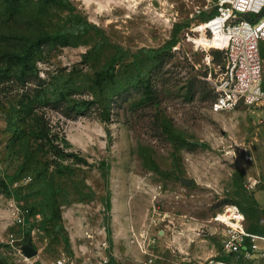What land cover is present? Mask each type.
Wrapping results in <instances>:
<instances>
[{
  "label": "rangeland",
  "instance_id": "rangeland-1",
  "mask_svg": "<svg viewBox=\"0 0 264 264\" xmlns=\"http://www.w3.org/2000/svg\"><path fill=\"white\" fill-rule=\"evenodd\" d=\"M215 12L0 0V264H85L104 240L108 264H197L222 252L227 204L264 203V107L211 110Z\"/></svg>",
  "mask_w": 264,
  "mask_h": 264
},
{
  "label": "built area",
  "instance_id": "built-area-1",
  "mask_svg": "<svg viewBox=\"0 0 264 264\" xmlns=\"http://www.w3.org/2000/svg\"><path fill=\"white\" fill-rule=\"evenodd\" d=\"M213 2L217 12L202 24L199 35L215 38L218 32L219 37L211 44L197 42L202 49L213 48L222 53L221 62L215 65V75L207 77L213 92L211 110L220 112L239 105L264 107V58L260 52V42L264 40V0ZM214 219L224 225L222 255L209 256L197 264H242L238 262L240 257L264 264V250L256 243L264 236L247 230L245 213L239 205L227 204ZM106 249L107 242L101 241L96 258L85 264H108ZM75 260L64 255L59 264H75Z\"/></svg>",
  "mask_w": 264,
  "mask_h": 264
},
{
  "label": "crops",
  "instance_id": "crops-1",
  "mask_svg": "<svg viewBox=\"0 0 264 264\" xmlns=\"http://www.w3.org/2000/svg\"><path fill=\"white\" fill-rule=\"evenodd\" d=\"M260 52H261L262 57L264 58V51L262 50L261 47H260ZM244 213L246 217L245 226L247 230L254 234L264 236V203H262V201L260 200L259 203L255 207H249L245 209ZM256 243L258 244L259 249L264 250V240H261V239L256 240ZM211 254L212 255H222L221 252L215 253L214 251ZM256 255H257V251L254 252V257ZM238 262L242 264H255L256 260L254 259L251 260V259H246L244 257H240L238 259Z\"/></svg>",
  "mask_w": 264,
  "mask_h": 264
},
{
  "label": "trees",
  "instance_id": "trees-1",
  "mask_svg": "<svg viewBox=\"0 0 264 264\" xmlns=\"http://www.w3.org/2000/svg\"><path fill=\"white\" fill-rule=\"evenodd\" d=\"M46 2L48 3H52V4H55V3H58V0H45ZM216 14V12L214 13V15ZM212 15V16H214ZM59 38L55 37V36H49V35H45L44 37H41L38 39V41L34 44H36V46H40V44H43V43H49V44H56L58 42ZM41 42V43H39ZM27 51L25 50L24 52H22L21 54H15L14 57L17 59L18 63H21L22 66H25L27 64L26 62V59H27ZM217 55H220V53H218ZM18 79H23V75L22 73L20 75H18ZM211 93H212V97H213V92H212V89H211ZM54 146V145H52ZM57 147V150L58 151H61L62 149L58 148V146H55ZM111 263V261H110Z\"/></svg>",
  "mask_w": 264,
  "mask_h": 264
},
{
  "label": "water",
  "instance_id": "water-1",
  "mask_svg": "<svg viewBox=\"0 0 264 264\" xmlns=\"http://www.w3.org/2000/svg\"><path fill=\"white\" fill-rule=\"evenodd\" d=\"M181 180L186 184H191V179L181 177ZM22 251L26 257H33L37 254V250L34 248L31 241H28L22 246Z\"/></svg>",
  "mask_w": 264,
  "mask_h": 264
},
{
  "label": "bare ground",
  "instance_id": "bare-ground-1",
  "mask_svg": "<svg viewBox=\"0 0 264 264\" xmlns=\"http://www.w3.org/2000/svg\"><path fill=\"white\" fill-rule=\"evenodd\" d=\"M214 37H215V38H211V42H210V41H207V42L205 43V45H206V44H211V43H214V42H215V40H216V38H217V37H219V34H218V32H216V33H215Z\"/></svg>",
  "mask_w": 264,
  "mask_h": 264
}]
</instances>
